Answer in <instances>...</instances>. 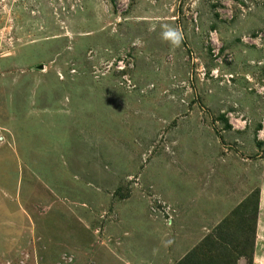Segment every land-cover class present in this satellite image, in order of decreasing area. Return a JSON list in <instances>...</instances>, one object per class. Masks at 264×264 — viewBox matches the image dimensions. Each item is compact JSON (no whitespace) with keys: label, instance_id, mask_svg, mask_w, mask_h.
Returning <instances> with one entry per match:
<instances>
[{"label":"rangeland","instance_id":"obj_1","mask_svg":"<svg viewBox=\"0 0 264 264\" xmlns=\"http://www.w3.org/2000/svg\"><path fill=\"white\" fill-rule=\"evenodd\" d=\"M246 195L248 255L194 229ZM35 231L3 264H264V0H0V239Z\"/></svg>","mask_w":264,"mask_h":264},{"label":"crops","instance_id":"obj_2","mask_svg":"<svg viewBox=\"0 0 264 264\" xmlns=\"http://www.w3.org/2000/svg\"><path fill=\"white\" fill-rule=\"evenodd\" d=\"M238 132L236 133L237 135L234 137L235 139H237V140H239V141H242L243 142V139H244V137H242L241 135L243 134V132H240L239 130H237ZM223 132V131H222ZM227 132H229L230 134H231V131H227ZM237 145V144H236ZM256 146L258 147V143H256ZM255 147V146H254ZM219 151H217L216 153H218ZM241 165H243L242 163H241ZM225 169H226V172L228 173V170H227V168H226V166H225ZM238 169V168H237ZM253 171H249V172H246V170H245V167L244 166H241L239 169H238V171H236V173H238V174H240V176H245V175H250L251 173H252ZM250 185H253L254 187H253V189L254 188H256V187H259L260 186V182L258 181V182H254L253 181V183L252 184H250ZM250 185L248 186V189H250L249 187H250ZM184 187H185V185H183ZM248 195H246L245 197H243L241 200H239V201H237V203L235 204V206H233L231 209H230V211H229V213L227 212L226 214H224L223 216H221L220 217V214H218L215 218H214V220L210 223V222H206L205 223V225L203 224V225H200V226H197V227H194V229L195 228H198L199 227V229H201V231L203 230V229H205V230H207L209 227L208 226H211V224H213V225H215L213 228H215V227H217L222 221H224V220H226L225 221V224L223 225V227H220L218 230L220 231V235H221V237L223 236V237H225V235H224V233L226 232V231H224L225 229H229L230 227H234V228H240L241 229V233H243V239H241L242 241L244 240V239H246V237H248L249 235H251V233L255 230V227H254V225H255V223H254V217H253V220H252V222H251V228L249 227V225H244V224H242V223H238V219L237 220H232V218L234 217V216H231L232 218H231V221L229 220V218H230V214L232 213V212H234L235 211V209L236 208H238L239 207V203L240 202H243L244 200V198H246ZM243 200V201H242ZM257 212V211H256ZM41 214V212H39L38 211V215L40 216V214ZM26 214L27 215H31V218L32 219H36L37 217H38V215L35 217V214H37L36 213V211H34V209L32 210V211H27L26 212ZM84 217L86 216L85 214L83 215ZM217 218V219H216ZM192 220H194V218H193V215H191L190 216V218L188 219V221H187V223L189 224V225H193V224H195V222L193 221V224H192ZM206 221V220H205ZM35 224V223H34ZM243 225V226H242ZM183 226V225H182ZM244 226H248L247 227V235L245 234V232L243 231V229H242V227H244ZM35 227H36V225H35ZM43 227V226H42ZM97 227L96 226H94L92 223H91V221H87L86 220V225H85V229L83 230V232H85V233H91V232H96L95 231V229H96ZM183 228H185V233L187 234V237L188 238H191L192 236H193V233H191V228L190 227H188V226H183ZM182 228V229H183ZM216 229V228H215ZM187 230H189L190 231V233H191V235H189L190 233H187ZM217 230V231H218ZM237 230V229H236ZM183 231V230H182ZM33 232V231H32ZM115 232H118V230H115ZM25 234H26V236H20V238L19 237H15L14 235H12L11 236V239L13 240V241H8V239L9 238H6L5 237V235H3V237L0 239V264H3V263H5L6 261H8L9 260V258L10 257H13V258H15V257H17L18 255H19V253H21V250L22 249H26V247H27V245L29 244V246L31 245V247H30V249H27L28 251H33V247H32V244H31V241H45V238H44V236H43V234H40V235H38L37 233H36V231H35V233H34V235H28L26 232H24ZM211 234H210V232L209 233H207L206 235H205V238H206V241H212L210 238H211V236H210ZM233 235V234H232ZM229 236L230 237H232L231 236V234H229ZM245 236V237H244ZM38 238V239H37ZM249 240H251V238L250 239H248L247 241H249ZM214 241V240H213ZM5 243H7V245H5ZM124 251H126V252H128V254H130V253H136V249H135V247L130 243V241L128 242V244L126 245V249H124ZM124 254V253H123ZM125 255V254H124ZM126 257V256H125ZM46 258V257H45ZM53 258V257H52ZM131 259H128L127 257L125 258V264H128L127 262H129ZM127 261V262H126Z\"/></svg>","mask_w":264,"mask_h":264},{"label":"trees","instance_id":"obj_3","mask_svg":"<svg viewBox=\"0 0 264 264\" xmlns=\"http://www.w3.org/2000/svg\"><path fill=\"white\" fill-rule=\"evenodd\" d=\"M226 126H227V124H226ZM241 206H246V202H242ZM246 208H247V206L245 208H243L245 212L247 211ZM238 209L239 208H236L233 213H238L237 212ZM235 215H237V214H234V216ZM245 220H246V215H245ZM225 221L226 220L222 221L216 227L215 231H217L220 227H223V225L225 224ZM240 223H242L244 225H249V227L251 228L250 222L243 223V220H241ZM254 223H255V221H254ZM247 227L248 226L242 227L245 234H247V232H248ZM227 234H231V236H234V235H232V233H227ZM226 238L227 239L225 241H242V240H237L235 238L232 239V237L228 238V236H226ZM243 241H245V244H242V247L238 252L247 254V250L245 249V247L247 246V248H249V243L248 244L246 243L247 238L244 239ZM229 248L231 249L228 242H225V245L223 243L220 245V244H217L213 241H209V244H204L203 247L201 246L200 248L198 247V249L197 248L193 249L186 256H184L183 259L176 262L175 264H235V261L232 260L234 253ZM217 249H218V251H216L215 255H213V252H215L214 250H217ZM221 252H223V253H221ZM207 253H209V254L207 255ZM202 257H204L205 259H202Z\"/></svg>","mask_w":264,"mask_h":264},{"label":"clouds","instance_id":"obj_4","mask_svg":"<svg viewBox=\"0 0 264 264\" xmlns=\"http://www.w3.org/2000/svg\"><path fill=\"white\" fill-rule=\"evenodd\" d=\"M161 37L176 47H179L184 39L182 30L172 24L162 26Z\"/></svg>","mask_w":264,"mask_h":264},{"label":"built area","instance_id":"obj_5","mask_svg":"<svg viewBox=\"0 0 264 264\" xmlns=\"http://www.w3.org/2000/svg\"><path fill=\"white\" fill-rule=\"evenodd\" d=\"M122 68H123V66H122Z\"/></svg>","mask_w":264,"mask_h":264}]
</instances>
